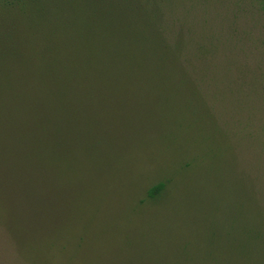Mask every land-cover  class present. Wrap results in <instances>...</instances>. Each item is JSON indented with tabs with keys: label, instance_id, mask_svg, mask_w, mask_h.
<instances>
[{
	"label": "rangeland",
	"instance_id": "374dc122",
	"mask_svg": "<svg viewBox=\"0 0 264 264\" xmlns=\"http://www.w3.org/2000/svg\"><path fill=\"white\" fill-rule=\"evenodd\" d=\"M163 5L185 48L142 62L175 71L70 98L60 139L44 143L42 202L11 206L0 190V264H254L264 253V15L255 0ZM159 180L166 189L145 197Z\"/></svg>",
	"mask_w": 264,
	"mask_h": 264
},
{
	"label": "trees",
	"instance_id": "16d2710c",
	"mask_svg": "<svg viewBox=\"0 0 264 264\" xmlns=\"http://www.w3.org/2000/svg\"><path fill=\"white\" fill-rule=\"evenodd\" d=\"M164 1L2 0L0 190L11 206L42 202L44 143L60 139L61 120L74 107L70 98L75 93L103 90L100 80L111 77L173 74L170 62H142L185 48L179 43L183 30L170 36L166 11H173ZM255 1L264 15V0ZM198 50L202 56L207 47ZM9 143L15 144L14 161L8 160ZM165 189L159 180L145 197L156 198ZM253 261L264 264V253H253ZM247 262L242 257L241 264Z\"/></svg>",
	"mask_w": 264,
	"mask_h": 264
}]
</instances>
